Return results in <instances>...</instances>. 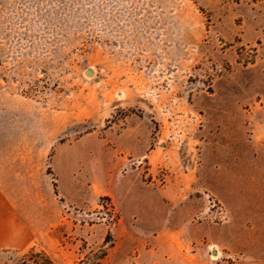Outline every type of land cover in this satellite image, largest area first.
<instances>
[{
	"label": "rangeland",
	"instance_id": "obj_1",
	"mask_svg": "<svg viewBox=\"0 0 264 264\" xmlns=\"http://www.w3.org/2000/svg\"><path fill=\"white\" fill-rule=\"evenodd\" d=\"M257 103L264 0H0V264H264L256 187L215 181L212 153L183 232L118 202L128 177L182 188L204 145L248 144Z\"/></svg>",
	"mask_w": 264,
	"mask_h": 264
},
{
	"label": "crops",
	"instance_id": "obj_2",
	"mask_svg": "<svg viewBox=\"0 0 264 264\" xmlns=\"http://www.w3.org/2000/svg\"><path fill=\"white\" fill-rule=\"evenodd\" d=\"M257 107L264 114V104L260 106L257 103ZM260 122L262 121L258 120L254 123L252 140L244 146L229 143L222 145V148L214 152L210 149V145H204L200 152L199 163L191 167L190 170L188 169L182 188L179 186L153 188L133 176L128 177L126 189L122 197L118 199L121 218L130 225L142 221L149 223V227L141 229L150 233L160 230L175 234L183 232L186 228L187 219L196 208L194 200L189 199V195L192 191L202 188V177L207 170V154L209 153H212L210 164L213 169L214 180L222 181L220 173L224 169L230 177L244 181L249 180L256 187V205L261 212L264 209V124ZM230 130L231 128H228L223 133L231 134ZM245 149L247 150L245 151ZM244 152L248 154L246 162L242 161ZM228 161L231 164L223 165V162ZM245 175L249 177L246 178ZM215 196L223 203H227L224 196L216 194ZM124 204L131 205L134 210L126 213L122 208ZM254 231L264 233V229H260L259 226H256Z\"/></svg>",
	"mask_w": 264,
	"mask_h": 264
},
{
	"label": "built area",
	"instance_id": "obj_3",
	"mask_svg": "<svg viewBox=\"0 0 264 264\" xmlns=\"http://www.w3.org/2000/svg\"><path fill=\"white\" fill-rule=\"evenodd\" d=\"M129 163V166H132L134 164H141L143 163V158H141L140 160H129L128 161ZM161 177L163 179L166 178V175L164 172H161ZM164 181V180H163ZM204 199H205V202H206V205H207V211L211 212L212 214L215 215V218H217L220 222H226L225 220L228 218V215H227V211L224 209L223 205L217 201L213 196L207 194V193H202ZM107 209H110V204L109 202H105V206Z\"/></svg>",
	"mask_w": 264,
	"mask_h": 264
},
{
	"label": "trees",
	"instance_id": "obj_4",
	"mask_svg": "<svg viewBox=\"0 0 264 264\" xmlns=\"http://www.w3.org/2000/svg\"><path fill=\"white\" fill-rule=\"evenodd\" d=\"M22 264H27L26 262H23ZM33 264H52L47 258H40V261L33 262Z\"/></svg>",
	"mask_w": 264,
	"mask_h": 264
},
{
	"label": "water",
	"instance_id": "obj_5",
	"mask_svg": "<svg viewBox=\"0 0 264 264\" xmlns=\"http://www.w3.org/2000/svg\"><path fill=\"white\" fill-rule=\"evenodd\" d=\"M86 73H87V75H89V76L92 74L91 71H87ZM213 254L216 255V252H213Z\"/></svg>",
	"mask_w": 264,
	"mask_h": 264
}]
</instances>
